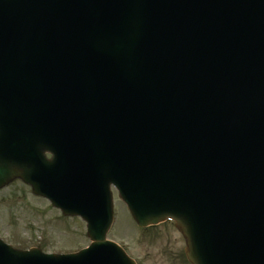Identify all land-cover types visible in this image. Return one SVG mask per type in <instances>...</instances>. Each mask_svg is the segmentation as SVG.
I'll use <instances>...</instances> for the list:
<instances>
[{
    "label": "water",
    "instance_id": "95a60500",
    "mask_svg": "<svg viewBox=\"0 0 264 264\" xmlns=\"http://www.w3.org/2000/svg\"><path fill=\"white\" fill-rule=\"evenodd\" d=\"M16 178L93 245L0 242V264H135L106 241L111 185L140 227L174 220L192 264H264V0H0V188Z\"/></svg>",
    "mask_w": 264,
    "mask_h": 264
},
{
    "label": "rangeland",
    "instance_id": "374dc122",
    "mask_svg": "<svg viewBox=\"0 0 264 264\" xmlns=\"http://www.w3.org/2000/svg\"><path fill=\"white\" fill-rule=\"evenodd\" d=\"M114 222L108 239L121 245L138 264H188L185 241L172 222L139 229L114 192ZM0 238L22 249L49 254L78 252L90 245L86 225L65 218L48 201L35 199L20 181L0 190Z\"/></svg>",
    "mask_w": 264,
    "mask_h": 264
}]
</instances>
